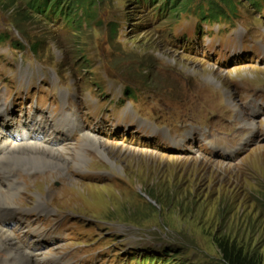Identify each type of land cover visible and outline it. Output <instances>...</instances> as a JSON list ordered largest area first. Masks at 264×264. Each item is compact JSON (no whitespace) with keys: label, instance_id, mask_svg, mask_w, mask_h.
<instances>
[{"label":"rangeland","instance_id":"obj_1","mask_svg":"<svg viewBox=\"0 0 264 264\" xmlns=\"http://www.w3.org/2000/svg\"><path fill=\"white\" fill-rule=\"evenodd\" d=\"M174 1L95 0L85 18L71 0H57L61 12L53 13L31 0H0V110L4 103L10 109V121L0 120L5 135L19 137L16 128L36 110L38 97L71 92L65 107L73 111L60 114L76 123L78 135H57L82 165L66 174L4 160L14 169L9 178L0 171L12 206L37 220L21 229L11 223L10 230L33 246L38 236H24L29 223L49 233L59 228L54 240L47 235L35 247L63 257L59 264H234L231 253L264 264V105L244 108L264 95L258 54L264 5L236 0L229 11L221 4L231 29L192 36L195 13ZM236 32L250 35L236 40ZM225 114L239 125L208 135ZM53 129L39 140L52 143ZM93 136L117 146L109 150L113 159L94 147L83 149L87 158L78 151ZM232 147L241 152L231 155ZM39 204L55 214L49 222L37 218ZM8 260L11 253L0 246V264Z\"/></svg>","mask_w":264,"mask_h":264},{"label":"bare ground","instance_id":"obj_2","mask_svg":"<svg viewBox=\"0 0 264 264\" xmlns=\"http://www.w3.org/2000/svg\"><path fill=\"white\" fill-rule=\"evenodd\" d=\"M243 111L245 110L243 109L240 111L241 114L243 113ZM7 114H8V118H7ZM2 115L6 117V119L8 120L6 121V123L10 121V116H9L10 109L6 103H4V105L2 106L0 110V120H1ZM41 119L42 118L39 117L40 128L46 126V122ZM9 124H10L9 126H11V122ZM31 124H32V127L30 128V131H29L30 133L27 132L29 130V125L26 123H22L17 128H23V131H20L19 129H17L16 132H17V135H19V137L18 136L13 137L10 135H5V129L3 128L6 126L3 127L2 123H0V150L2 149L4 150L3 154L0 155L1 175L3 174L4 177L9 178L11 176V172H8V170L12 171L14 169L11 166H10V169H9V166H5L7 163L3 162L4 160H9L10 162H15L18 165H22L27 168H32L34 170H45V169H52V170H58V171L65 170L66 174L69 172L71 168H75L76 166L82 165L83 159L81 160L78 157L73 155V150H71V148L69 147V143L64 144V145L60 144L64 140V137H62L61 135L54 134L52 136L53 144L48 141L39 140L38 138V136L40 135L39 132H41V130L45 131V127L44 129L41 128L39 129V131H37L36 126L32 122ZM59 125L60 126H58L57 130L65 131L66 126L62 120L59 123ZM244 126L247 127L248 129V128H252L253 124L244 123ZM83 137L84 135L82 136V139ZM193 138H195V135L193 136ZM234 138L238 139V136ZM82 139L79 140L80 145H82ZM92 139L94 141L93 144H91L90 142L85 143L83 148H78V151L80 153L81 152L83 153L84 148L94 147V150L101 153L103 155V158L107 160L113 159L112 154L109 151L111 147L114 152H118V150H116L117 146H113V145L107 146L106 141L100 139L97 136H93ZM39 141L48 143L50 145H44L42 143H39ZM99 153L97 154L99 155ZM102 155H99V156H102ZM129 155H131V153H129ZM83 156L86 157L85 154ZM76 171L78 174V172L83 171V168L80 167ZM73 181L77 182L75 179ZM9 184L11 186L15 185V183L13 181L10 182V180H9ZM11 196L12 195L6 193L4 188L0 186V201L5 202V203H0V215L2 217V222H1L2 225H0V246L3 247L5 250H8L11 253V258L13 259L12 261L8 260L7 263L12 262L11 264H40L39 262L42 261L45 264V261H46L47 262L46 264H58L62 259L61 256H56V255L52 256L48 254L46 256V255H43L42 253L36 252L35 247L41 243L39 239L42 238L43 235L48 233V230H44L42 232L41 228L32 227V224L37 222V220L32 221V216H30L29 214H26L27 223L29 221H32V224L31 223L28 224L29 229L27 227H24L25 228L24 236H27L28 239H30V236H31L30 232L36 235H39V237L32 239L34 247L27 245L24 239L22 240L24 242L23 243L16 236V234L10 230L9 225L11 223H17V224L19 223L18 228L21 229L20 223L22 222L20 219H19V222L15 220L17 215L22 214V213H19L21 209L19 208L18 210L17 208L20 206H12L13 205L12 201H10ZM46 206H47L46 204H39L38 207L40 208V210L38 212L45 213L46 218L44 219V221L49 222L52 219V217L55 216V214L50 213V209H48ZM55 230H58V228L56 227ZM12 235L14 236L16 241H14ZM16 238L18 239V241ZM17 242L20 243V246L19 244H17ZM26 246H30L31 248H27ZM23 247L25 249L24 251L22 249ZM20 249L22 250L19 251ZM34 253H38V257L34 256L35 255Z\"/></svg>","mask_w":264,"mask_h":264},{"label":"trees","instance_id":"obj_3","mask_svg":"<svg viewBox=\"0 0 264 264\" xmlns=\"http://www.w3.org/2000/svg\"><path fill=\"white\" fill-rule=\"evenodd\" d=\"M57 0H31V5L34 6L35 9L40 10V11H46V9H48L47 12H59L61 10V8L59 9V6L56 2ZM73 2V8L75 11H79L80 12V8H84L86 16L87 17H91V3L94 2L95 0H71ZM179 0H175L174 4L175 5ZM203 1H207L209 4V13L213 14L215 17L217 18L218 16H231L230 14H228L227 10H233L235 5H236V0H203ZM252 1L253 4H258V2H256V0H250ZM49 2L51 4H49ZM56 2V3H55ZM219 2V3H217ZM256 2V3H255ZM193 3H196L195 0H188V2L186 0L182 1L181 4L179 5L180 9L187 11H190L191 6ZM200 4H202V2H200ZM221 4H223V6L227 9H224ZM165 6L167 7V3H165ZM61 12V11H60ZM219 13V14H218ZM199 17H203L205 18V11L200 10L199 11ZM81 17V16H79ZM80 19V18H79ZM212 19V18H211ZM80 21V20H78ZM232 261L234 264H256V262L253 260L252 257H248V256H243L241 257V254H237V253H231L230 254Z\"/></svg>","mask_w":264,"mask_h":264}]
</instances>
